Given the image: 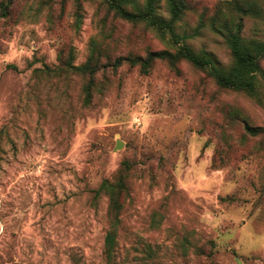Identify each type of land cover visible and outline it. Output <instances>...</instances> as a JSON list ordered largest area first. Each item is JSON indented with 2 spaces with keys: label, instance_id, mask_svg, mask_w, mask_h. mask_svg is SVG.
<instances>
[{
  "label": "rangeland",
  "instance_id": "obj_1",
  "mask_svg": "<svg viewBox=\"0 0 264 264\" xmlns=\"http://www.w3.org/2000/svg\"><path fill=\"white\" fill-rule=\"evenodd\" d=\"M222 1L188 0L175 25L218 67L232 59L211 28ZM259 3L242 35L264 41ZM176 48L106 0H0V264H104L113 225V264H264V131L244 129L264 128V59L256 95L185 59L114 65ZM120 179L114 216L97 189Z\"/></svg>",
  "mask_w": 264,
  "mask_h": 264
},
{
  "label": "trees",
  "instance_id": "obj_2",
  "mask_svg": "<svg viewBox=\"0 0 264 264\" xmlns=\"http://www.w3.org/2000/svg\"><path fill=\"white\" fill-rule=\"evenodd\" d=\"M110 9L120 18L132 23H144L147 27L156 29L162 34H168L169 39L177 48L174 52L169 50L149 51L145 56H126L117 57L114 65L119 66L124 62L133 66H138L146 72L151 64L159 60L175 62L185 59L193 66L204 70L218 86L229 88L236 91H242L250 95H256L257 75L261 74V61L264 59V41L244 37L242 35L243 19L245 17L259 18L262 14V7L259 0H224L216 4L213 9L215 14L211 21V28L220 33L226 41V45L231 55V63L226 67H218L214 64L211 56L205 51H194L184 42V36L175 32V25L181 20L184 11L188 8V0H166V6L169 13L167 19L161 18L157 13L158 0H143L141 7H137L135 0H106ZM7 3L10 0H6ZM131 4L132 9H129ZM227 7L230 15H222V6ZM60 71L75 70L82 74L95 72L96 66L86 62L80 66H73L69 61H63L59 67ZM48 71H53L47 68ZM93 79H88L84 87V101L87 103L91 97V87ZM245 131L250 135H257L264 131L263 127L251 126L245 124ZM121 179L116 183H110L103 180L97 189L103 192L109 198V210L114 216L120 210V203L117 199ZM115 225L104 237V255L106 263L115 262Z\"/></svg>",
  "mask_w": 264,
  "mask_h": 264
},
{
  "label": "water",
  "instance_id": "obj_3",
  "mask_svg": "<svg viewBox=\"0 0 264 264\" xmlns=\"http://www.w3.org/2000/svg\"><path fill=\"white\" fill-rule=\"evenodd\" d=\"M121 145H122L121 141H116L114 148L117 149V148L121 147Z\"/></svg>",
  "mask_w": 264,
  "mask_h": 264
}]
</instances>
